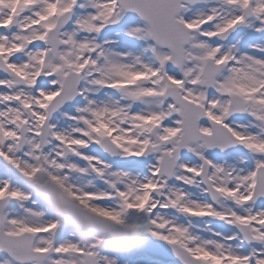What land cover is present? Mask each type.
Masks as SVG:
<instances>
[{
  "label": "snow or ice",
  "instance_id": "6c2138e0",
  "mask_svg": "<svg viewBox=\"0 0 264 264\" xmlns=\"http://www.w3.org/2000/svg\"><path fill=\"white\" fill-rule=\"evenodd\" d=\"M0 264H264V0H0Z\"/></svg>",
  "mask_w": 264,
  "mask_h": 264
}]
</instances>
